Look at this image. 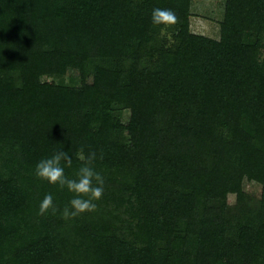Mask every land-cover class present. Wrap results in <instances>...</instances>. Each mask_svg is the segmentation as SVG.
<instances>
[{"label":"trees","instance_id":"trees-1","mask_svg":"<svg viewBox=\"0 0 264 264\" xmlns=\"http://www.w3.org/2000/svg\"><path fill=\"white\" fill-rule=\"evenodd\" d=\"M226 1L213 38L192 0H0V264H264V0ZM62 148L69 175L104 155L97 210L69 220L34 175Z\"/></svg>","mask_w":264,"mask_h":264},{"label":"clouds","instance_id":"clouds-1","mask_svg":"<svg viewBox=\"0 0 264 264\" xmlns=\"http://www.w3.org/2000/svg\"><path fill=\"white\" fill-rule=\"evenodd\" d=\"M177 20L176 13L171 9L154 8L151 12V22L157 26H170ZM78 158L83 163L75 171L74 175H69L66 168L71 167L73 157L70 149L55 150L52 154L40 158L34 167V175L49 184L66 189L70 193L67 204L62 209V218L73 219L84 213L95 212L98 208V201L105 191V177L97 170L96 163L103 160L102 152L89 151L87 154L81 152ZM51 211H60L51 193L45 194L40 202L39 215H44Z\"/></svg>","mask_w":264,"mask_h":264},{"label":"rangeland","instance_id":"rangeland-1","mask_svg":"<svg viewBox=\"0 0 264 264\" xmlns=\"http://www.w3.org/2000/svg\"><path fill=\"white\" fill-rule=\"evenodd\" d=\"M226 0H192L191 3V28L194 32L210 36L213 38H219L220 36V23L225 16ZM77 73L72 69H69L66 75L60 76H42V81L65 83L69 85H78L79 80L73 76ZM90 74V73H89ZM90 75L88 78H91ZM129 117V111L124 112V119ZM245 189L252 195L260 197L262 185L255 181L245 180ZM235 194L229 195V201L231 204L235 203Z\"/></svg>","mask_w":264,"mask_h":264}]
</instances>
